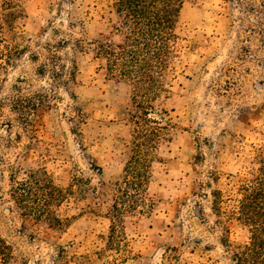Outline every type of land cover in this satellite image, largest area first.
Returning a JSON list of instances; mask_svg holds the SVG:
<instances>
[{
  "label": "rangeland",
  "instance_id": "rangeland-1",
  "mask_svg": "<svg viewBox=\"0 0 264 264\" xmlns=\"http://www.w3.org/2000/svg\"><path fill=\"white\" fill-rule=\"evenodd\" d=\"M15 1L23 15L10 41L23 52L11 64L0 59V234L14 245L12 264H238L226 241L247 244L250 230L217 214L211 191L261 165L264 0H185L178 57L165 74L170 92L155 103L174 128L152 158L143 201L115 234L134 124L131 82L97 52L98 41H122L114 0ZM48 43L69 68L77 63L75 82L41 73ZM19 94L43 99L28 124L13 107ZM38 168L74 186L59 209L64 229L23 215L9 195L14 170ZM214 172L220 184L208 185Z\"/></svg>",
  "mask_w": 264,
  "mask_h": 264
},
{
  "label": "trees",
  "instance_id": "trees-1",
  "mask_svg": "<svg viewBox=\"0 0 264 264\" xmlns=\"http://www.w3.org/2000/svg\"><path fill=\"white\" fill-rule=\"evenodd\" d=\"M184 3L185 0H114L120 17L117 29L123 32L122 41L97 42V52L105 56L107 70L130 81L133 87V109L130 112L134 124L132 155L125 167L123 183H117L118 193L113 206L114 234L122 226L124 213L133 209L135 202L143 201L152 158L174 128L172 120L166 118L167 111L159 109L155 103L164 93L170 92L165 74L173 70V61L178 57L176 29ZM22 15L15 0H0V59L7 64L23 52L20 46L10 41L17 36L16 21ZM74 42L78 49L85 47L81 38ZM68 44L69 39L59 41L60 46ZM54 47L47 44L49 63L42 64L41 73L50 70L54 79L64 85L70 84V80L75 82L77 63L73 60L69 68ZM41 102V97L34 99L19 94L13 98V107L21 121L28 124L30 113ZM79 117L84 118V113L81 112ZM258 158L261 165L250 176L234 179L236 176L231 175L226 185L211 191L213 210L220 216L236 219L250 230L247 244L232 245L226 241L238 264H264V150L259 151ZM20 173L13 171L9 195L22 214L64 229L69 218L62 217L59 209L74 195V186L57 184L46 168L31 169L24 176ZM210 176L208 185L220 184L218 172ZM111 239L114 243L117 240L115 235ZM15 261L14 245L0 234V264Z\"/></svg>",
  "mask_w": 264,
  "mask_h": 264
}]
</instances>
